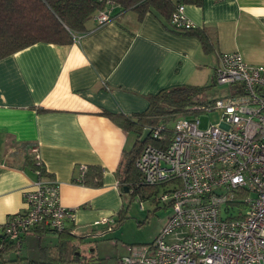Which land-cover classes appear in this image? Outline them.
Listing matches in <instances>:
<instances>
[{"label":"crops","instance_id":"1","mask_svg":"<svg viewBox=\"0 0 264 264\" xmlns=\"http://www.w3.org/2000/svg\"><path fill=\"white\" fill-rule=\"evenodd\" d=\"M120 10L101 24L89 20L70 44L36 42L0 58V223L23 210V192L37 178L24 161L36 153L71 210L66 227L79 237L105 231L97 221L124 204L115 170L135 135L104 112L128 116L160 89L211 84L221 52L264 65V0L185 4L186 17L209 36L208 53L197 36L152 13L139 21ZM82 164L102 168L100 186L77 182Z\"/></svg>","mask_w":264,"mask_h":264},{"label":"built area","instance_id":"2","mask_svg":"<svg viewBox=\"0 0 264 264\" xmlns=\"http://www.w3.org/2000/svg\"><path fill=\"white\" fill-rule=\"evenodd\" d=\"M184 11L179 3L170 13L171 29L196 27ZM108 19L106 11L95 17L97 24ZM213 80L238 90L206 106L219 111L218 122L201 128L198 117L180 116L164 147L147 145L136 158L141 182L160 184L158 199L172 213L150 243L129 246L117 264H264V65L239 51L221 52ZM164 126L147 129L160 139ZM23 201L22 211L0 223V235L11 241L37 226L61 230L71 218L59 183L45 176H37Z\"/></svg>","mask_w":264,"mask_h":264},{"label":"trees","instance_id":"3","mask_svg":"<svg viewBox=\"0 0 264 264\" xmlns=\"http://www.w3.org/2000/svg\"><path fill=\"white\" fill-rule=\"evenodd\" d=\"M179 3L200 5L202 0H0V58L36 42L70 44L74 40V35L87 30L86 23L89 20L95 21L99 12H108V20L115 18L110 13L114 6L121 8L120 13L128 10L134 11L139 21L145 14L152 13L160 17L165 25L167 22L168 26L170 13ZM172 30L176 33L197 36L206 53L213 49L208 34L202 29ZM212 84H215L214 80L208 85L183 84L160 89L148 95V104L143 111L128 116L104 112L118 125L135 135L133 146L122 151L115 170L121 189L131 184L134 189L130 193L134 194L142 186H155L156 188L161 186L160 184L142 183L140 173L134 164L135 160L145 146L152 145L162 148L170 141L175 119L205 111L206 106L214 99L203 101L200 100L198 94ZM237 91L235 86H231L232 93ZM161 123L165 126L160 139L148 134L144 141L140 140L145 129L157 127ZM24 162L31 166L34 172H38L37 176L46 175L41 159L35 158L34 155H27ZM102 173L100 166L84 165L79 169L76 179L82 185L96 187L102 184ZM125 216V205L123 204L112 223L105 225V230L111 231L118 227ZM50 232L56 234V243L39 245L35 258L20 255L14 258L8 257L11 249H18L19 240H23L25 234L35 233L43 236ZM83 239L84 237L75 235L68 227L55 230L45 226H37L20 234L16 243L0 237V244H2L0 264H85L92 262L95 260L94 256H84L78 251V242H83ZM118 257H115L114 264H117Z\"/></svg>","mask_w":264,"mask_h":264},{"label":"rangeland","instance_id":"4","mask_svg":"<svg viewBox=\"0 0 264 264\" xmlns=\"http://www.w3.org/2000/svg\"><path fill=\"white\" fill-rule=\"evenodd\" d=\"M230 88L228 85L212 84L198 96L200 100L211 101L229 95ZM191 116L198 117L200 127L205 128L209 123H217L220 113L217 110H205ZM162 190V186H142L134 194L124 192L126 216L119 226L111 231L91 232L84 237L83 242H78V251L84 256L95 257V260L85 264H114L115 257L126 254L129 246L139 247L150 243L172 213L171 207L158 199ZM56 241L57 237L53 232L43 236L27 233L18 249L8 252V257L20 255L35 258L39 245L53 244Z\"/></svg>","mask_w":264,"mask_h":264},{"label":"water","instance_id":"5","mask_svg":"<svg viewBox=\"0 0 264 264\" xmlns=\"http://www.w3.org/2000/svg\"><path fill=\"white\" fill-rule=\"evenodd\" d=\"M148 134H149V129H145L143 134L140 137V140L144 141ZM123 191L126 192L127 191V187H123ZM0 237H2V235H0Z\"/></svg>","mask_w":264,"mask_h":264}]
</instances>
